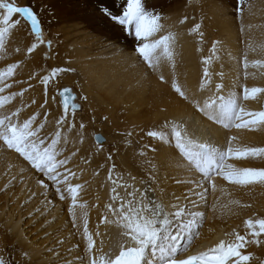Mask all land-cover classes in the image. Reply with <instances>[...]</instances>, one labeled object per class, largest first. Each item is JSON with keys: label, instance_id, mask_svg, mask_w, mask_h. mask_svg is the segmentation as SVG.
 <instances>
[{"label": "bare ground", "instance_id": "1", "mask_svg": "<svg viewBox=\"0 0 264 264\" xmlns=\"http://www.w3.org/2000/svg\"><path fill=\"white\" fill-rule=\"evenodd\" d=\"M124 2L125 0H15L19 6L34 7L41 21L45 40L52 41V49L49 50L45 44L27 55L26 49L34 37L30 35V26L22 22L21 26L13 30L7 43V52L0 54V69L14 63L16 58L24 57L22 61L31 70L27 77L33 73L46 74L52 67L66 66V61L70 62L67 66L76 69L74 73L61 74L58 84L51 82L53 85H49L48 104L45 108L40 107L45 100L44 87L38 78L34 79L37 86L35 98L30 92L24 102L30 104L35 100L36 103L21 113V120L36 112L42 114L49 111V122L42 135H50L55 130L54 119L62 112L59 96L56 95L57 88L74 89L72 92L77 97L74 103H79L80 106L76 113V124L78 127L82 121L86 126L83 143H80V137L76 129H73L66 133L68 143L61 147L66 149V156L77 149L78 154L72 157L67 167L72 166L76 175L83 172L84 178L91 176L90 186L95 200L99 202L88 208L89 229L93 233L97 231L104 205L109 201L110 183L106 178L107 170L112 164H115V172L122 174L125 180H128L129 173L136 176L137 187H141V178L148 179V166L145 162L151 160L159 168L158 187L152 185L157 187V191L152 195L158 197L161 188L166 194L175 192L177 195L185 190L184 185L176 184L173 179L184 175L183 170L176 166L178 153L173 147L145 135L147 130L158 127L166 118L185 121L189 132L195 137L209 140L221 147L226 145L227 137L231 135L238 137L236 143L241 146H264V129L227 131L206 120L170 87L174 75L189 97L202 98L207 95V92L198 91L203 68L201 59L209 55L212 42L219 41V59L212 65V70L214 73L223 71L225 92L228 89L241 92L245 85L249 88H264V68L250 66L246 79L243 68L245 53L250 62L264 61V0H246L242 23L234 10L237 0H193L191 4L189 0H146L149 9H157L162 13L164 19L161 22L165 28L177 34L175 69L167 64L162 66V73L168 83H161L157 74L147 69L134 55V38L100 11L103 5L119 14L120 5ZM184 17H187L186 22L180 24L179 21ZM195 23L202 24L203 44L197 43L198 37L188 34ZM17 48L20 49L18 53L15 51ZM198 48L202 51H198ZM45 53H48L49 59H45ZM18 74L17 72L16 78ZM219 79L218 76H213V89ZM14 86L16 85L13 84ZM54 95L56 104L52 103ZM81 96H87V101L80 99ZM244 104L249 110H262L264 94ZM19 105L13 102L9 107ZM105 117L108 119L105 120ZM42 118L41 115L39 119ZM129 132L132 133L131 136L127 135ZM97 135L103 137L104 141L99 150L94 139ZM144 145H150L156 151L153 152ZM141 151L145 153L143 157L139 155ZM109 155L112 156L111 160L107 159ZM234 163L238 166L264 167V161ZM37 180L35 171L22 158L15 157V153L6 147H0V190L4 189V204L0 205V257L8 255L6 259L13 264H21L22 253L27 252L30 260H24L23 264H59L56 261L67 264L69 260L73 264H79L75 258L84 256L81 233L72 227L67 209L58 213L61 204L54 188H43ZM76 181L77 179H73L72 183ZM217 184L225 185L231 194L223 196L219 204L234 199L250 204L251 207L233 208V212L237 214L224 210L222 215L219 205L213 210V205L217 204L215 197L221 194H213L209 188L207 202L202 201L199 208L205 214V219L200 236L192 245L193 253L214 245L224 238L225 233L238 226L243 231L244 219L253 215L264 216V186L241 189L226 185V182L219 179ZM120 193L124 195L123 190ZM47 195L55 196V199L50 200ZM53 202L55 209L51 210ZM38 217L41 218L37 220L36 228L44 226V233L52 231L53 234L47 240L50 241L49 244L54 242V246L58 245L54 257L51 253L46 254L44 242L38 244L34 242V238L29 237L31 230L25 232L24 228L29 227ZM98 230L100 236L95 237L97 247L102 241L105 252L115 249L120 240L117 227L99 224ZM246 251L254 256L251 264L264 262V244L259 247L250 245Z\"/></svg>", "mask_w": 264, "mask_h": 264}, {"label": "snow or ice", "instance_id": "2", "mask_svg": "<svg viewBox=\"0 0 264 264\" xmlns=\"http://www.w3.org/2000/svg\"><path fill=\"white\" fill-rule=\"evenodd\" d=\"M193 3V0H189ZM246 0H237L234 9L238 18L243 17ZM119 14L101 5L100 11L111 21L119 25L123 31L134 38V55L146 65L147 69L157 74L161 83H168L162 73V66L169 65L175 69V45L177 34L167 30L161 22L164 17L157 9H149L146 0H125L120 5ZM187 17L179 21L184 24ZM25 22L30 26V35L34 37L26 54L31 55L42 45L52 49V41L45 40L41 21L33 6H19L15 0H0V54L7 52V43L13 30H16ZM202 24L195 23L189 29V35L198 37L197 43H204V32ZM243 32V27H241ZM219 41H213L209 49V55L201 59L202 76L198 91L208 94L202 98L189 97L183 86L173 75L170 87L184 101L200 113L212 124L231 131L232 129L259 131L264 129V109L259 111L249 110L244 102L255 100L258 95L264 94L262 87L242 86V91L237 92L228 89L225 92L223 71L214 73L212 65L219 59ZM198 51L202 49L198 48ZM15 51L18 53L20 49ZM49 59L48 53L44 54ZM52 67L46 74L33 73L29 80L39 79L44 87V104H48V90L51 82L59 83V77L63 73H74L75 68L67 66ZM264 68V61H249L247 53L244 54L243 68L245 79L248 76L249 67ZM21 67L19 62L7 65L0 69V147L18 154L31 169L44 177L38 179L37 183L43 188H54L55 195L60 201H67V212L71 218L72 227L81 233L84 241V256L76 257L79 264H251L254 256L246 250L250 245L259 247L264 244V216L253 215L243 220L240 226L225 233L224 238L217 243L198 252H191L192 245L200 236L205 214L199 210L203 201L207 202L209 188L216 196L217 204L213 205L215 211L217 206L224 210L233 212V208H250V204L239 200L228 199L226 203L219 204L223 196H230L225 185L217 184V180L226 182L241 189L252 186H264V167L238 166L240 161H264V146H252L237 144L238 137L231 135L227 137L226 145L221 147L206 139L195 137L189 132L185 121L165 119L156 128L149 129L145 135L153 140L173 147L179 155L176 166L183 170L184 175L174 177L175 183L184 185L185 190L179 195L175 192L166 194L164 189H159L160 195H152L157 191V176L159 168L151 160L146 161L148 179L141 178V187H137L136 176L128 174V180L115 172V164L108 168L107 182L110 183L109 201L104 205V211L99 224L115 225L119 230L120 240L115 249L105 252L103 242L97 247L95 237L100 236L99 224L97 231L89 229V213L87 202H81V192L84 185L73 184V179H79L75 172L68 168L77 152L64 155L65 148L61 145L68 143L66 133L76 129L83 143V132L85 124L81 121L77 127L76 113L79 105L72 89L63 87L56 93L60 97L62 112L54 119L55 130L48 136L42 135L46 127L49 111L33 113L21 120V113L31 107L36 101L24 102V94L28 88L19 91L6 90L13 88V83H25L15 81L17 69ZM218 76L219 82L215 83L213 76ZM56 95L52 96V103L56 104ZM20 98V105L10 108L13 102ZM80 99L87 101V96ZM43 116L42 119H39ZM108 118L105 117V120ZM131 136L132 133H127ZM98 150L103 145V137H94ZM155 152L156 149L150 145H144ZM140 156L145 153L141 151ZM63 157V158H60ZM108 160L112 156L107 157ZM98 175V173H96ZM130 181V182H129ZM50 182V185L49 183ZM155 184L157 187H152ZM7 187V185L5 186ZM123 190L124 195H121ZM111 217V218H110ZM82 230V231H81ZM62 243V241H60ZM76 247H79L78 245ZM71 251V249L69 250ZM30 260L27 252L22 253L21 264L24 260ZM0 264H12L11 260L0 257ZM67 264H73L69 260ZM264 264V262H262Z\"/></svg>", "mask_w": 264, "mask_h": 264}, {"label": "rangeland", "instance_id": "3", "mask_svg": "<svg viewBox=\"0 0 264 264\" xmlns=\"http://www.w3.org/2000/svg\"><path fill=\"white\" fill-rule=\"evenodd\" d=\"M22 59H24V57H22ZM22 59L21 58H16L15 60H14V63H17V62H19L20 64H21V67L19 68V69H17V72L19 73L18 74V77L16 78V77H14V80L15 81H25V83H24V85H23V83H19V84H17V83H14V81H11L13 84H15L16 86H14L12 89H10V90H6V92L4 93V94H8V92L9 91H19V90H21V89H24V88H28L29 87V85H31V87L29 88V90L27 91V92H25V94H24V100H25V97H26V95L27 94H29L30 92H31V94L34 96V98H35V95H36V93H37V86H36V83H35V81H34V79H31V80H29V77H27L29 74H31V70H30V67L28 66V65H26V63L24 62V61H22ZM24 75V76H23ZM25 77L26 79L25 80H23V77ZM53 85V83H50V87ZM71 88V87H70ZM72 89V88H71ZM57 90H58V88H57ZM74 90V89H73ZM50 93H51V91H50ZM14 102H16V103H21V101H20V98L19 97H17V99L14 101ZM78 103V102H77ZM78 105H79V103H78ZM62 109V108H61ZM78 113V112H77ZM94 141V140H93ZM104 143V142H103ZM75 152H77V149L76 150H74ZM74 151H72V152H74ZM78 154V153H77ZM15 157H19L18 156V154H16L15 153ZM79 161H81V156L79 157ZM68 168H71V170L73 171V169H72V166H70V167H68ZM82 169V168H81ZM35 171V170H34ZM83 172H81V173H79V174H77V176L79 177V179L76 181V182H74V184L75 183H80V184H82V185H84V188H83V191L81 192V202H87V204H88V208L90 207V206H92V204L94 203V204H98L99 202H98V200H95L96 198L94 197V195H93V188L90 186V183H91V176L89 177V178H84V175L82 174ZM35 175L38 177V179H43L44 177L42 176V175H40L39 173H36L35 172ZM50 183V182H49ZM3 195H4V189H1L0 190V200H1V202H0V205H3L4 204V199H3ZM47 196H50V195H47ZM51 199H55V196H50V200ZM95 200V201H94ZM59 202H60V204H61V207H60V209L58 210V213H63L66 209H67V207H68V202L67 201H60L59 200ZM54 203L55 202H53L52 204H51V210H53V209H55V207H54ZM65 203L67 204V206H65ZM201 204H202V202H201ZM200 204V205H201ZM7 210V207L5 208V211ZM64 216V215H63ZM39 218H41V217H38V218H36L31 224H30V226L29 227H25L24 229H25V232H27V231H29V230H31V232H30V234H29V237H31V238H34V242L35 243H38V244H41V243H43L44 242V245H43V247H45V252H46V254H48V253H51L52 254V257H54L55 255H56V252H57V247H58V245H56V246H54V242L53 243H51V244H49V240H47V238H48V236H50L51 234H53L52 233V231H47L46 233H44V226H42V227H39V228H36V225H37V220H39ZM46 234H48V235H46ZM49 244V245H48ZM48 245V246H47ZM47 251H50V252H47ZM8 256V255H7ZM7 256L4 258L6 261L7 260H9V259H6L7 258ZM61 258H63V255H62V257ZM55 261V260H54ZM56 262H58L59 264H63L64 262L63 261H56ZM12 264H13V262H12Z\"/></svg>", "mask_w": 264, "mask_h": 264}, {"label": "water", "instance_id": "4", "mask_svg": "<svg viewBox=\"0 0 264 264\" xmlns=\"http://www.w3.org/2000/svg\"><path fill=\"white\" fill-rule=\"evenodd\" d=\"M62 89V88H61ZM59 90V89H58ZM73 91V90H72ZM73 93V92H72ZM73 95L75 96V94L73 93ZM76 97V96H75ZM59 99H60V97H59ZM76 100H77V97H76ZM71 102H75V101H70V103Z\"/></svg>", "mask_w": 264, "mask_h": 264}]
</instances>
